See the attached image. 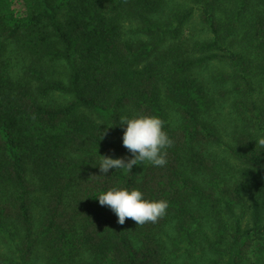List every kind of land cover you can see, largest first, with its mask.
<instances>
[{
	"label": "trees",
	"instance_id": "16d2710c",
	"mask_svg": "<svg viewBox=\"0 0 264 264\" xmlns=\"http://www.w3.org/2000/svg\"><path fill=\"white\" fill-rule=\"evenodd\" d=\"M0 58L9 41L31 58L24 81L0 68V264H168L158 235L175 221L184 251H208L214 264H264V0H192L209 39H188L194 13H165V0H20L24 14L3 10ZM139 23L126 39L122 22ZM63 61L68 79L49 77L44 62ZM228 65L242 127L232 143L210 114L216 98L197 70ZM52 92L72 95L47 105ZM159 116L172 140L166 164L101 173V155L132 157L122 144V116ZM223 147L225 156L210 148ZM240 163L235 168L230 159ZM139 188L168 202L156 221L136 224L98 203L110 188ZM44 214L35 223L32 201ZM250 194V226L243 210ZM207 224L211 229L208 232Z\"/></svg>",
	"mask_w": 264,
	"mask_h": 264
},
{
	"label": "rangeland",
	"instance_id": "374dc122",
	"mask_svg": "<svg viewBox=\"0 0 264 264\" xmlns=\"http://www.w3.org/2000/svg\"><path fill=\"white\" fill-rule=\"evenodd\" d=\"M165 13L173 12L177 9L185 10L194 7V13L191 19L185 25V34L188 39H209L211 34L203 28L199 7L192 0H165ZM4 11L17 16L23 15L25 6L20 0H8L2 6ZM139 23L135 20L126 19L122 22V33L124 38L135 40L141 35L137 32ZM31 65V58L28 54L18 48L14 41H9L6 45L4 53L0 58V68L11 77L14 81H24L25 72ZM42 70L49 77L68 79L69 68L63 61L44 62ZM227 64L219 61H211L207 65L197 70L198 76L203 79L211 92L216 98V104L210 114V118L218 126L222 133L224 143H232L233 135L242 127V122L233 106V95L230 91V83L219 81V74L223 71H229ZM72 99L71 94L63 92H52L43 101L47 105L61 106ZM222 145L212 146L210 150L219 156H225ZM235 167H239L240 163L234 159L229 160ZM149 163L146 162L145 166ZM44 200L41 194L33 197L32 208L36 226L38 227L42 221L44 214ZM251 205L250 194H248V205L243 209H238L239 214H243V225L245 228L250 226V210ZM208 232L211 229L207 224ZM159 242L163 246L164 258L168 264H214L216 256L211 252L205 251L200 255L191 258L184 251L185 241H183L176 230L175 221L171 220L165 224L162 231L158 235ZM0 248L3 252H8L10 245L0 239ZM45 252L39 248L33 255V260L37 264H45Z\"/></svg>",
	"mask_w": 264,
	"mask_h": 264
},
{
	"label": "clouds",
	"instance_id": "9594fccd",
	"mask_svg": "<svg viewBox=\"0 0 264 264\" xmlns=\"http://www.w3.org/2000/svg\"><path fill=\"white\" fill-rule=\"evenodd\" d=\"M124 127L123 146L132 153L130 159L101 155L97 165L100 172L108 173L110 169L131 171L133 165L148 162L154 166L166 164V149L172 140L164 128V121L157 115L138 114L133 117L122 116L119 122ZM264 148V138L256 141ZM101 206L109 207L117 216V223L124 224L125 218H131L136 224L156 221L163 216L168 202L145 198L139 188H110L96 196Z\"/></svg>",
	"mask_w": 264,
	"mask_h": 264
}]
</instances>
